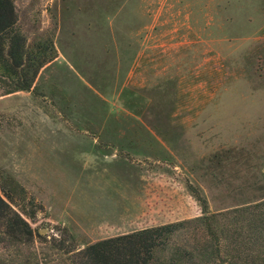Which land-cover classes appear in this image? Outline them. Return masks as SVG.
<instances>
[{
    "label": "rangeland",
    "instance_id": "1",
    "mask_svg": "<svg viewBox=\"0 0 264 264\" xmlns=\"http://www.w3.org/2000/svg\"><path fill=\"white\" fill-rule=\"evenodd\" d=\"M14 3L48 55L30 90L0 77V191L35 234L1 238L0 264L182 220L198 256L199 195L224 254L264 262V208L240 210L264 196V0Z\"/></svg>",
    "mask_w": 264,
    "mask_h": 264
},
{
    "label": "trees",
    "instance_id": "2",
    "mask_svg": "<svg viewBox=\"0 0 264 264\" xmlns=\"http://www.w3.org/2000/svg\"><path fill=\"white\" fill-rule=\"evenodd\" d=\"M14 0H0V77L9 81L14 90H30L33 79L30 69L38 66L48 55L47 49L29 52L25 36L17 29ZM40 66V65H39ZM204 211L201 217L209 239L203 244L200 255L174 245L173 236L186 228L190 220H182L129 233L112 236L89 244L73 252L68 250L69 264H240L241 255L224 254L225 235L213 227V214L208 213V202L199 195ZM264 196L253 206L240 210L261 211ZM238 209V208H237ZM239 210V211H240ZM238 211V210H237ZM224 235V236H223ZM34 230L0 191V239L17 243L33 241ZM73 252V253H71ZM251 264H264L260 256L248 259ZM244 263L247 261H243ZM248 264V263H245Z\"/></svg>",
    "mask_w": 264,
    "mask_h": 264
}]
</instances>
